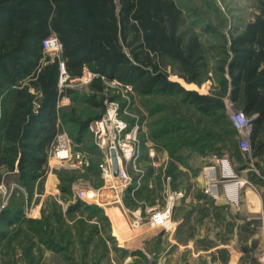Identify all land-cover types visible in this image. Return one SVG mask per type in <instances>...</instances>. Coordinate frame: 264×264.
Wrapping results in <instances>:
<instances>
[{"label": "trees", "instance_id": "1", "mask_svg": "<svg viewBox=\"0 0 264 264\" xmlns=\"http://www.w3.org/2000/svg\"><path fill=\"white\" fill-rule=\"evenodd\" d=\"M258 8L259 14L230 37L213 25L206 26V30L223 39L221 45L208 46L203 34L186 27L184 9L176 0H0V169L6 166L8 171L16 172L31 196L37 181L42 188L58 133L67 130L75 143L84 144L90 133L89 124L105 113L106 83L102 76L108 81L116 79L131 84L141 98L181 97V102L205 119L202 134L186 117L175 118L167 112L160 128L147 137L156 150L159 147L157 151L169 152V175L175 177L174 172L187 163L179 153L201 151L206 155L211 151L212 155L219 156L221 148H214L213 143L226 138L234 147L231 156L240 154L234 140L238 131L226 113V96L237 109L255 116L251 145L254 154L262 158L264 0H259ZM52 33L62 43L59 56H52L43 48V41ZM212 50L218 51V57H212L216 60L215 72L224 93H202L171 78L176 74L187 84L197 85L211 79ZM61 61L70 78L82 76L85 67L99 75L86 86L89 93L75 87H59ZM62 96H68L71 101L58 107ZM81 103L88 105L92 112L80 110ZM165 107L168 106L157 104L150 113ZM152 125L155 127L154 123L148 127ZM173 135L181 140L171 143ZM162 137L164 143L157 144V139ZM147 167L150 168H145L147 174H154L155 168ZM242 169L237 168L239 173ZM65 170H56L61 181L68 183L60 187V199L64 202L56 197L54 200L57 220L96 219L94 233L100 232L98 222L110 226L105 232H113L102 207L88 205L79 197L71 200V184L75 179L65 178L62 175ZM142 188L135 198L126 195L127 206L142 198ZM63 203H68L65 209ZM86 211L90 212L87 216ZM22 215V203L15 207L7 205L0 210V223L14 224ZM236 219L246 221L241 231H251L252 220L243 214ZM30 221L45 225H40L38 230L46 231L45 216ZM5 236L0 229V240ZM110 236L115 237L112 233Z\"/></svg>", "mask_w": 264, "mask_h": 264}, {"label": "rangeland", "instance_id": "2", "mask_svg": "<svg viewBox=\"0 0 264 264\" xmlns=\"http://www.w3.org/2000/svg\"><path fill=\"white\" fill-rule=\"evenodd\" d=\"M176 1L184 9L186 27L195 28L203 34V40L208 46L221 45L223 39L220 35L212 33V30H206V26L213 25L230 37L233 32L259 14V0ZM212 56L218 57V51H211L209 71L211 79H207L203 84H187L176 74H172L171 78L180 81L189 89H196L202 93H224L223 85L215 72L216 60ZM76 89L86 94L90 92L86 86H77ZM104 96L105 103L108 99L115 98L124 108L126 107L129 113L126 115L128 120L140 118L142 122L140 156L143 157L142 164L147 170L150 169L147 167L150 164L145 160H148L149 152L155 145L151 140L148 141L147 137H150L156 128H160V123L168 113L175 118L179 115L186 117L192 124L198 126L199 133H202L205 126L202 115L181 102V97L153 95L149 98H141L134 89L126 90L108 83L105 84ZM224 100L226 113L229 115L235 106L227 96ZM160 103L168 107L151 114L150 110ZM78 108L92 112L85 103L79 104ZM152 123L155 127L152 125V128H149L148 124ZM65 131L69 134L67 130ZM157 140V144L165 141L163 137ZM179 140L181 138L177 139L173 135L170 142H179ZM234 140L239 145L238 133ZM213 147L221 148V155L213 156L211 151L206 155L201 151H193L192 154L185 151L178 154L183 156L187 163L181 164V169L174 172L176 176H172L174 178V182L172 178V189L184 191L185 197L176 202L169 224L162 227L153 226L148 222V215L143 209L140 210L143 213L142 224L137 227L129 224L128 233L126 231L128 235H125L127 238L122 236L121 239L114 233L112 223L113 232H105L104 229H110V226L98 222L100 232L94 233L96 219L77 221L67 217L65 220H57L55 216V212L58 211L53 206L56 202L55 197L60 202H64L60 199V187L63 184L68 186V183L61 181L56 171L58 168L66 169L65 172L62 171L65 178L75 179L71 184V200L79 197L75 186L98 188L103 185L100 170L103 153L96 145L92 134L89 133L84 144L74 145L75 151L88 156L92 168L88 170L85 167L70 165L54 168L60 180L59 193H55L56 195L45 192V186L41 188L39 183L35 185L33 194L30 193L32 196L29 195L17 173L8 171L6 166L1 167L0 210L7 205L12 204L15 207L22 203L23 215L14 224L0 223V229L6 233V236L0 240V264H264L262 259L264 220L260 218L264 217V210L249 212L247 208L251 191H259L264 195V156L257 157L251 149L252 159H247L240 148V154L232 157L234 147L228 138L214 142ZM217 159H230L234 167V171L232 168L229 170L219 168L217 187L222 194L219 202L212 201L206 196L203 179V169L216 164ZM229 164H226V168H229ZM241 167L243 169L239 173L237 168ZM234 182L240 183L239 198L231 200L224 195L227 185ZM162 192L163 185L159 184L151 193L146 194L147 197L143 195L130 204L129 209L131 211L139 209L142 200L148 205L163 203ZM63 206L65 209L68 203H63ZM89 213L86 211L84 215L87 216ZM241 214L247 216V220L252 219L250 232L241 231V227L246 224L245 220L236 219V216ZM43 216L46 217V231L40 232L38 227L41 224L32 223L30 220H39ZM111 233L114 238H111Z\"/></svg>", "mask_w": 264, "mask_h": 264}, {"label": "built area", "instance_id": "3", "mask_svg": "<svg viewBox=\"0 0 264 264\" xmlns=\"http://www.w3.org/2000/svg\"><path fill=\"white\" fill-rule=\"evenodd\" d=\"M43 48L47 53L52 52L53 54L50 53L52 56H59L63 47L57 34L52 33L43 41ZM61 70L62 73L59 79V87L61 89L87 86L95 77L99 76L85 67L82 76L70 78L63 61H61ZM65 71L66 74L64 75L63 73ZM102 78L105 80L106 84L121 86L126 90L133 91V86L131 84H124L116 79L108 81L104 76H102ZM68 99H70L68 96L59 98L58 107L65 105V100ZM128 114L127 108H124L117 99H108L106 111L102 117L89 124L88 130L90 134L93 135L96 145L103 153V161L100 164L103 185L98 188L92 186L78 187L76 189L77 196L89 205L97 204L101 206L103 204V194L105 190H109L113 197L110 201L112 203L123 204L127 194L135 198L136 192L145 182H148L150 187H154L155 178L160 177L163 185L162 194L164 202L148 205L144 204V202H146L145 200H142L139 209L128 211L131 214L130 223L135 227L142 224L143 213L140 210L143 209H145L148 215L147 218L150 224L157 227L166 226L172 219V212L176 202L185 197L184 191L172 189V176L167 173V162L158 160L160 151H157L155 148H152L149 152L155 172L151 177H149V175L147 176L146 169L142 164V157L140 156V131L142 122L138 117L133 119V121L128 120L126 118ZM229 115L240 137L239 147L247 159H252L251 139L253 134V118L255 116H248L244 111L235 107L231 109ZM74 145V140L65 130L58 133L50 152L49 171L50 169L65 165L79 168H88L90 166L91 162L88 156L80 151H75ZM112 150L116 151L118 158V176L114 175ZM225 160L230 163L234 171L230 159H217L216 164L209 165L203 169L205 193L216 201L220 200L222 195L217 187V179L219 168L223 167V169H225L224 165H221V162L223 164ZM163 163L165 164L163 165ZM224 196L231 199L227 192ZM260 218L264 220V217L261 216ZM262 259H264V257Z\"/></svg>", "mask_w": 264, "mask_h": 264}, {"label": "crops", "instance_id": "4", "mask_svg": "<svg viewBox=\"0 0 264 264\" xmlns=\"http://www.w3.org/2000/svg\"><path fill=\"white\" fill-rule=\"evenodd\" d=\"M70 101H71L70 99L65 100V105L69 104ZM160 152L161 153L158 154V160L161 162H167L166 165L168 167V163L170 161L169 152L167 150H162ZM213 156H216V155H213ZM142 160H143V157H142ZM145 161H147V163L150 164V166L153 168L152 163H151L152 162L151 157L148 156V160H145ZM224 163H225L224 167H227L226 164L229 162L227 160H225ZM164 164L165 163H163V165ZM230 168H231V165L229 166V168H225V169H230ZM54 170H56V169H54V168L50 169V171L47 175V178L44 182L45 192H49V193H53V194L59 193V184H60L59 177H58L57 173H55ZM57 170H59V168ZM14 173H16V172H14ZM149 176H152V175H149ZM37 183H39V181H37L36 184ZM159 184H162L160 178H155V186L154 187H150L149 183L145 182L142 186L144 188V189L142 188L143 194L146 195L147 193H151L153 191V189H155L156 186ZM74 188L77 189V186H75ZM239 188H240V183H238V182H234V183L227 185L226 192L228 195H230L231 200H236L239 198L238 197L239 196V194H238ZM251 192H252V195H251L250 201L247 204L248 211L249 212H259L260 210H264V196L262 195V193H260L259 191L258 192L251 191ZM112 198H113L112 193L109 190H105V192L103 194V198H102L103 204L101 205V207L104 209V212L106 213V215L109 217L111 223L113 224L114 233L118 236V238L121 239L120 237H122V236L124 238H127L125 236V235H128L127 234L128 233V227L127 226L129 224H131L130 223L131 222V215L129 213L130 207L125 204V198H124L123 204L114 203V202L111 203L110 200ZM209 198H210V196H209ZM214 201L217 202L216 200H214ZM218 202H219V200H218ZM38 209L40 210V205L38 206ZM126 231H127V233H126ZM263 257H264V255H263Z\"/></svg>", "mask_w": 264, "mask_h": 264}, {"label": "water", "instance_id": "5", "mask_svg": "<svg viewBox=\"0 0 264 264\" xmlns=\"http://www.w3.org/2000/svg\"><path fill=\"white\" fill-rule=\"evenodd\" d=\"M64 75L66 74V71L63 73ZM112 157H113V169H114V175L118 176L119 174V164H118V158L115 150H112Z\"/></svg>", "mask_w": 264, "mask_h": 264}, {"label": "bare ground", "instance_id": "6", "mask_svg": "<svg viewBox=\"0 0 264 264\" xmlns=\"http://www.w3.org/2000/svg\"><path fill=\"white\" fill-rule=\"evenodd\" d=\"M223 164L225 165V163L223 162ZM224 168H226V167H224Z\"/></svg>", "mask_w": 264, "mask_h": 264}]
</instances>
